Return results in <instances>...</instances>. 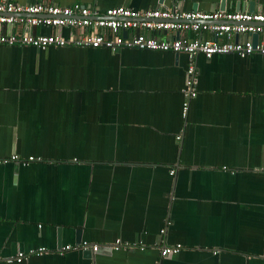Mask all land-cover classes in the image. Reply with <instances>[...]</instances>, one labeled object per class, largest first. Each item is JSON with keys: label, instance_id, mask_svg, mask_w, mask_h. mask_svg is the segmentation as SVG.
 <instances>
[{"label": "crops", "instance_id": "obj_1", "mask_svg": "<svg viewBox=\"0 0 264 264\" xmlns=\"http://www.w3.org/2000/svg\"><path fill=\"white\" fill-rule=\"evenodd\" d=\"M9 1L100 13L171 5L0 3ZM249 1L264 13V0ZM247 2L180 6L248 11ZM192 62L197 94L183 115L184 54L0 47V264H264V55ZM118 242L135 248L115 250ZM83 244L100 249L87 254ZM177 244L178 254L161 257L162 245ZM37 249L45 252L6 262Z\"/></svg>", "mask_w": 264, "mask_h": 264}, {"label": "built area", "instance_id": "obj_2", "mask_svg": "<svg viewBox=\"0 0 264 264\" xmlns=\"http://www.w3.org/2000/svg\"><path fill=\"white\" fill-rule=\"evenodd\" d=\"M181 0H171L163 9L138 11L115 7L99 12L80 4L61 7L50 3H0V47L28 46L37 50L48 48L80 47L103 48L111 52L119 49L184 54L190 61L182 105L183 115L189 101L197 94L193 59L202 55L234 54L244 58L252 54L264 55V42L254 43L252 35L264 36V13L247 11H184ZM5 27L9 30L3 31ZM66 29L68 37L38 34L32 28ZM3 28V29H2ZM126 35L123 36L122 33ZM176 33L179 36L176 38ZM192 36H188V34ZM185 34V35H184ZM208 34L209 37H204ZM17 157H11L16 160ZM164 230H161L163 234ZM115 250L135 248L115 243ZM83 250L96 252L97 245H82ZM66 246L62 251L69 250ZM181 245L159 248L161 257L176 255ZM44 249L18 253L7 263H20L31 256H40Z\"/></svg>", "mask_w": 264, "mask_h": 264}, {"label": "water", "instance_id": "obj_3", "mask_svg": "<svg viewBox=\"0 0 264 264\" xmlns=\"http://www.w3.org/2000/svg\"><path fill=\"white\" fill-rule=\"evenodd\" d=\"M243 8V3H240V5H236V9L237 10H240V9H242ZM247 8H248V11L247 12H254V5L252 4V1L250 2L249 0H248V2H247ZM122 35L123 36H125L126 35V33L125 32H123L122 33ZM179 36V33H176V38ZM257 38H258V35H252V41L254 42V43H257ZM100 249V247L97 249V251ZM97 251L95 252V253H97ZM90 252H91V250H88L87 251V254H90ZM93 253V252H92Z\"/></svg>", "mask_w": 264, "mask_h": 264}]
</instances>
